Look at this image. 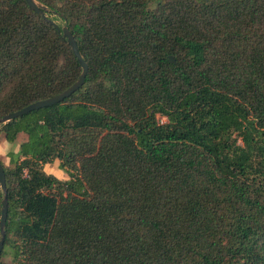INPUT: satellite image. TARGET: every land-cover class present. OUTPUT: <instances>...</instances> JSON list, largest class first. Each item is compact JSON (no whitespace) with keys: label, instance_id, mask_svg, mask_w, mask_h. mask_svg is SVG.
Returning a JSON list of instances; mask_svg holds the SVG:
<instances>
[{"label":"trees","instance_id":"16d2710c","mask_svg":"<svg viewBox=\"0 0 264 264\" xmlns=\"http://www.w3.org/2000/svg\"><path fill=\"white\" fill-rule=\"evenodd\" d=\"M37 1L88 71L0 125L26 136L0 159V264H264V0ZM80 72L55 26L0 0V118Z\"/></svg>","mask_w":264,"mask_h":264},{"label":"water","instance_id":"95a60500","mask_svg":"<svg viewBox=\"0 0 264 264\" xmlns=\"http://www.w3.org/2000/svg\"><path fill=\"white\" fill-rule=\"evenodd\" d=\"M27 4L29 5L30 8H32L36 13H38L42 18L46 19L51 23L53 26L57 28V31L61 33V36L66 39L67 43L71 47V50L73 52V55L75 56L77 62L79 63L81 67V72L78 77V79L70 85L68 88L63 90L62 92L45 98L41 100H37L35 102H32L28 104L27 106L10 112L0 118V125L5 124L9 122L12 119H15L17 117H21L33 110H38L43 107L51 106L55 103L63 101L65 98L69 97L72 93H74L76 90H78L84 83L85 76L88 71V66L84 59L82 58V55L78 49L77 43L74 39L73 34L70 32L68 27L66 25L59 26L54 20L48 19L47 16L45 15V12L48 11L47 7L44 6L42 3H40L37 0H26ZM168 60L172 63L175 62L174 58L172 55H169ZM0 187L1 190L3 191V198L1 201V214H0V256L3 248V243H4V237H5V223L7 219V188H6V181H5V173L4 169L0 163Z\"/></svg>","mask_w":264,"mask_h":264},{"label":"rangeland","instance_id":"374dc122","mask_svg":"<svg viewBox=\"0 0 264 264\" xmlns=\"http://www.w3.org/2000/svg\"><path fill=\"white\" fill-rule=\"evenodd\" d=\"M55 22L62 26V21L60 19H56ZM160 122L166 121V119L160 115L157 116ZM26 138L24 134L19 135L16 142L14 144L7 143L2 136H0V159L3 161L5 165L9 164V158L7 157V153L9 151H16L18 148V144ZM59 161L54 160L52 163L46 164L44 166L45 171L47 173H51L55 175L57 178L65 180L68 179V175L59 168ZM4 260L9 261V257H5Z\"/></svg>","mask_w":264,"mask_h":264}]
</instances>
